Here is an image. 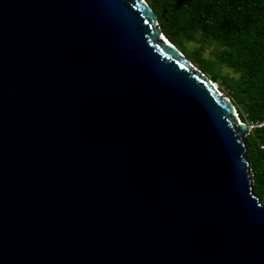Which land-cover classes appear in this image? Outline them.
<instances>
[{
    "label": "water",
    "instance_id": "obj_1",
    "mask_svg": "<svg viewBox=\"0 0 264 264\" xmlns=\"http://www.w3.org/2000/svg\"><path fill=\"white\" fill-rule=\"evenodd\" d=\"M250 129L147 0H0V264H264Z\"/></svg>",
    "mask_w": 264,
    "mask_h": 264
},
{
    "label": "trees",
    "instance_id": "obj_2",
    "mask_svg": "<svg viewBox=\"0 0 264 264\" xmlns=\"http://www.w3.org/2000/svg\"><path fill=\"white\" fill-rule=\"evenodd\" d=\"M147 2L166 36L213 82L225 84L240 118L252 125L247 153L264 201V0ZM204 45L215 46L214 57Z\"/></svg>",
    "mask_w": 264,
    "mask_h": 264
},
{
    "label": "rangeland",
    "instance_id": "obj_3",
    "mask_svg": "<svg viewBox=\"0 0 264 264\" xmlns=\"http://www.w3.org/2000/svg\"><path fill=\"white\" fill-rule=\"evenodd\" d=\"M194 45V43H191V42H188L187 43V46L188 47H192ZM204 54L206 55V56H208V57H214L215 55H214V51H215V46L213 45V46H209V45H204ZM185 55V54H184ZM186 56V55H185ZM193 63V62H192ZM194 64V63H193ZM195 68H197L196 66H195ZM213 82V81H212ZM213 84H215V87H217L218 88V91H219V93L222 95V96H224V97H226V98H228L230 101H231V99L228 97V92H227V87L225 86V84L224 83H222V82H220V80L219 81H215ZM242 120V119H241Z\"/></svg>",
    "mask_w": 264,
    "mask_h": 264
},
{
    "label": "built area",
    "instance_id": "obj_4",
    "mask_svg": "<svg viewBox=\"0 0 264 264\" xmlns=\"http://www.w3.org/2000/svg\"><path fill=\"white\" fill-rule=\"evenodd\" d=\"M262 124H264V121L262 123H260L259 125H262ZM249 126H250V128L252 127V125H249ZM260 148L264 149V142L260 143Z\"/></svg>",
    "mask_w": 264,
    "mask_h": 264
},
{
    "label": "bare ground",
    "instance_id": "obj_5",
    "mask_svg": "<svg viewBox=\"0 0 264 264\" xmlns=\"http://www.w3.org/2000/svg\"><path fill=\"white\" fill-rule=\"evenodd\" d=\"M214 83V82H213ZM214 85V87H215V84H213ZM216 89H218L217 87H215Z\"/></svg>",
    "mask_w": 264,
    "mask_h": 264
},
{
    "label": "clouds",
    "instance_id": "obj_6",
    "mask_svg": "<svg viewBox=\"0 0 264 264\" xmlns=\"http://www.w3.org/2000/svg\"><path fill=\"white\" fill-rule=\"evenodd\" d=\"M184 54V53H183ZM191 63H192V61H191ZM193 64V63H192ZM194 65V64H193ZM195 66V65H194Z\"/></svg>",
    "mask_w": 264,
    "mask_h": 264
}]
</instances>
